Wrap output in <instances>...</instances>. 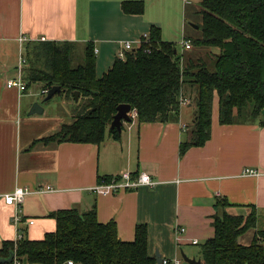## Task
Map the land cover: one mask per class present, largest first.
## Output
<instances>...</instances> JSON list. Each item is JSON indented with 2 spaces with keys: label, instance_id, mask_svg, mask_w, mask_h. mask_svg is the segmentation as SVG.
I'll return each mask as SVG.
<instances>
[{
  "label": "crops",
  "instance_id": "0c3cea01",
  "mask_svg": "<svg viewBox=\"0 0 264 264\" xmlns=\"http://www.w3.org/2000/svg\"><path fill=\"white\" fill-rule=\"evenodd\" d=\"M122 1L0 0V247L17 234L13 207L1 197L15 186L34 191L21 205L19 226L23 237L30 240H41L55 230L50 212L69 208L85 212L95 206L97 220L115 222L122 241H132L136 225H146L150 257L158 251L162 258L183 260V252L189 258L201 259L195 248L213 236L214 204L218 199L229 203L225 208L228 214L244 218L254 206L256 229H264L259 228L264 224V126L258 121L220 124L216 94L210 138L183 155H179V146L188 137L195 111L188 97L177 120L123 122L118 140L107 136L100 144L42 141L54 134L58 119L43 131L28 122L22 128L26 121L23 113L30 109L32 83L19 91L7 87V80L16 75L19 50L25 52L28 42H38L41 37L45 41H70L74 49L82 51L91 42L97 50V79L111 69L124 42L134 47L151 26L160 28L164 41L175 42L165 30L169 17L153 13L155 6H149L153 0L149 4L143 0L141 14L125 13ZM169 7L166 0L158 10L164 13ZM191 48L176 51L181 54ZM218 52L217 48H197L194 55L206 59ZM38 84L41 94L43 89ZM64 98L70 108L69 98L65 94ZM246 168L260 174L244 175ZM125 171L135 175L145 172L156 184L106 194L94 191L98 178ZM48 186L51 191L35 192ZM176 226L185 228L181 241L176 240ZM253 234V229L246 231L238 238L239 243L249 244ZM194 239L198 244H192Z\"/></svg>",
  "mask_w": 264,
  "mask_h": 264
},
{
  "label": "trees",
  "instance_id": "16d2710c",
  "mask_svg": "<svg viewBox=\"0 0 264 264\" xmlns=\"http://www.w3.org/2000/svg\"><path fill=\"white\" fill-rule=\"evenodd\" d=\"M200 6L201 22L197 28L191 26L200 35L185 38L195 48H217L219 52L209 60L180 56L175 42L164 41L160 28L151 26L146 37L125 51L124 60L116 57L111 69L97 79L91 42L85 44L83 61L77 66L72 64L73 42H28L23 67L26 84L40 83L41 89L48 90L59 86L73 99L74 91L79 94L80 111L73 121L42 141L100 144L107 136L118 140L120 132L110 123L119 104L134 108L138 123H167L178 119L180 99L188 97L195 111L188 137L179 146L183 155L210 138L215 94L220 124L258 121L264 126V0H201ZM121 7L125 13L141 14L145 2L124 0ZM228 206L223 199L214 204L213 236L198 249L202 264H264V229H256L255 207L250 206L244 218L228 214ZM48 216L55 219L54 231L41 240L4 241L0 258L14 252L21 264H66L68 260L73 264H157L147 252L144 224L136 225L132 241H122L115 222L97 220L95 206L85 212L60 209ZM250 229L254 230L250 243H239L238 238Z\"/></svg>",
  "mask_w": 264,
  "mask_h": 264
},
{
  "label": "rangeland",
  "instance_id": "374dc122",
  "mask_svg": "<svg viewBox=\"0 0 264 264\" xmlns=\"http://www.w3.org/2000/svg\"><path fill=\"white\" fill-rule=\"evenodd\" d=\"M164 1L166 0H153V3L151 0H146L147 4L149 6H155L153 9V13H157L164 19L166 17H169L170 22H165V30L168 34V37L172 38L175 41V46L178 52H180L183 49V46L180 44L182 40H187L185 37H198L200 35V31L197 29H192L190 24H198L201 22V6L200 1L201 0H169L170 1V7L169 10L166 8L164 9V13L161 12V10H158L159 5L161 6ZM163 14V15H162ZM165 14V15H164ZM174 37V38H173ZM195 47L192 46L190 50H185L184 53L179 54L180 56H183L184 54L193 56L196 53ZM76 57L73 60L72 64L74 66H77L82 63L83 58V51L79 47L75 49ZM196 58V55H194ZM206 60H209V58H206ZM26 65V63H25ZM27 66V65H26ZM40 87L38 83H32L30 87V108L31 105L37 103L39 104L43 109L44 112L37 114H31L28 115V110L26 109L25 113H23V118L26 121H23V127H25V124L28 122V125L31 127H34L38 131H43V129L49 124H54V121L56 119L59 120V126L55 128L54 133L59 130L60 126L64 123H70L73 121V118L75 115L78 114L80 111V106H78V103H75L74 99L70 96H67L69 98V107L65 105L66 99L64 98L65 92H60L55 94L50 100L44 101L45 95L40 94ZM193 102V101H192ZM194 106V104H193ZM195 108V106H194ZM51 121V123H49ZM192 125V122H191ZM259 228H264V224L262 226H259ZM251 232V231H250ZM196 250L199 249V246H196ZM183 264H187L186 262H183Z\"/></svg>",
  "mask_w": 264,
  "mask_h": 264
},
{
  "label": "built area",
  "instance_id": "2783aa9c",
  "mask_svg": "<svg viewBox=\"0 0 264 264\" xmlns=\"http://www.w3.org/2000/svg\"><path fill=\"white\" fill-rule=\"evenodd\" d=\"M147 34H144L141 38L146 37ZM23 38H18V41L20 43L23 42ZM40 41H45L46 39L44 37H41L39 39ZM141 41V39L138 41V43ZM180 44L183 46V48H190V42L188 40H182ZM132 48L131 42H124L122 46V50H120L117 54V57L121 58L122 60L125 59V51L130 50ZM97 50H94V53H96ZM26 63L25 56H24V51L23 49L19 50V56H18V62L16 64V75L13 78H10L7 80V87H16L19 91H24L26 89V81L23 77V67ZM48 92V89H43L41 90L42 95H46ZM181 105L186 104L188 101L186 98L182 97L180 99ZM128 116L130 118V122L136 121L137 118V112L134 108H131L130 111L128 112ZM244 175H250V176H258L260 173L251 168H246L243 171ZM156 182H154L149 174L145 172H141L137 175L130 173L129 171H125L119 175L115 176H110L108 177V180L105 178H101L100 182L97 183L94 187V191L96 193L100 194H106L109 192H116L119 190H127V189H134L142 185H147V186H154ZM51 187H46V189H39L37 192H44V191H51ZM34 191L29 189L26 186H15L14 189L6 194H3L1 197L3 198L5 204L10 205L13 207L14 213L12 216V222L16 228V238L13 240L14 243L18 240H20L23 235L21 233V230L19 228L20 224L22 223V218H21V205L24 202L25 197L28 194L33 193ZM29 224H32L33 221H29ZM185 232V228L181 226H176L175 227V237L176 240L181 241L182 235ZM192 244H198V241L196 239L192 240ZM12 264H21L20 261L16 258L14 255V258L12 260ZM66 264H73L71 260H68ZM160 264H183L182 259L178 258H173V259H168V258H162L160 261Z\"/></svg>",
  "mask_w": 264,
  "mask_h": 264
},
{
  "label": "water",
  "instance_id": "95a60500",
  "mask_svg": "<svg viewBox=\"0 0 264 264\" xmlns=\"http://www.w3.org/2000/svg\"><path fill=\"white\" fill-rule=\"evenodd\" d=\"M191 26L194 28H197V26L195 24H191ZM60 91H61V89L59 86H52L48 90V92L44 98V101L50 100L55 94L60 93ZM72 95L74 97V100L77 102L79 99L78 91H74ZM130 109H131V106L129 104H126V103L119 104L117 106L116 114L114 115V117L110 123V128H116L118 130V132H121L122 123L131 121L129 116H128V112L130 111ZM42 112H43V108L39 104L35 103L29 109L28 115H31L34 113L40 114ZM14 255H15L14 252H10L8 257L0 258V264L11 263L13 258H14ZM181 255H182L183 261L186 262L187 264H202L201 259L189 258L183 252H181ZM154 258L156 260V263L160 264L162 256L158 251H155Z\"/></svg>",
  "mask_w": 264,
  "mask_h": 264
}]
</instances>
